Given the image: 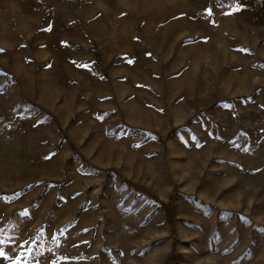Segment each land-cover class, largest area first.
<instances>
[{"label":"rangeland","instance_id":"374dc122","mask_svg":"<svg viewBox=\"0 0 264 264\" xmlns=\"http://www.w3.org/2000/svg\"><path fill=\"white\" fill-rule=\"evenodd\" d=\"M0 264H264V0H0Z\"/></svg>","mask_w":264,"mask_h":264}]
</instances>
